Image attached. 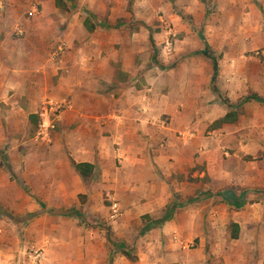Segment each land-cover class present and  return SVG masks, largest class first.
<instances>
[{
    "label": "crops",
    "instance_id": "1",
    "mask_svg": "<svg viewBox=\"0 0 264 264\" xmlns=\"http://www.w3.org/2000/svg\"><path fill=\"white\" fill-rule=\"evenodd\" d=\"M115 1L119 5L102 7L106 19L88 8L117 26L125 23L126 0ZM29 2L40 7L28 10L24 37L14 39L10 21ZM80 18V27L68 30L60 60L57 0H0V104L30 116L48 102L64 105L56 124L73 183L60 195L85 192L74 162L95 164L91 191H113L125 212L136 215L141 236L126 240L135 242L136 259L115 253L112 264H264V161L246 166L235 157L217 163L194 157L202 149L191 137L203 141L189 131L186 90L177 91L189 80L184 70L192 63L170 64L171 46L145 25L96 22L90 32ZM236 148L238 156L257 151L240 142Z\"/></svg>",
    "mask_w": 264,
    "mask_h": 264
},
{
    "label": "rangeland",
    "instance_id": "2",
    "mask_svg": "<svg viewBox=\"0 0 264 264\" xmlns=\"http://www.w3.org/2000/svg\"><path fill=\"white\" fill-rule=\"evenodd\" d=\"M112 2L119 5L115 0H78L60 7V60L68 45V30L80 27V17L87 18L89 12L95 15L88 7H96L106 19L102 7L107 4L110 8ZM177 2L126 0L121 21L129 25L125 28L141 24L161 33L160 41L171 46L168 55H174L170 64L192 63L184 70L189 80L182 81L177 91L182 94L186 90L184 98L193 118L189 131L201 135L203 141L201 144L200 139L191 137L193 146L199 143L202 149L194 157L203 156L213 163L235 157L246 166L261 163L264 104L250 101L238 110L229 109L212 88V60L199 52L207 46L219 59L217 87L232 103L253 94L264 98V0ZM29 4L21 6L20 16L14 13L10 21L14 25L10 27L14 39L24 37L20 32L25 33L31 18L28 10L40 7ZM161 54L156 57L163 60ZM6 106L1 102L0 264H36L37 256V264H112L115 253L126 250L134 257L135 242L126 245V240L131 241L136 235V215L125 212L113 191H91L95 180L84 183L85 192L79 198L69 193L60 195L61 188H72V173L68 161L61 157L59 127L55 123V128H48V121L44 122L40 115L44 106L33 118ZM232 110L238 119L215 133L212 124ZM220 111L224 112L223 117ZM210 121L212 124L205 127ZM179 137L182 138L180 134ZM239 142L248 151L257 150L256 155L238 156ZM115 202L120 203L121 211L117 219H112L111 207Z\"/></svg>",
    "mask_w": 264,
    "mask_h": 264
},
{
    "label": "trees",
    "instance_id": "3",
    "mask_svg": "<svg viewBox=\"0 0 264 264\" xmlns=\"http://www.w3.org/2000/svg\"><path fill=\"white\" fill-rule=\"evenodd\" d=\"M78 0H57V6L58 7H67V5L70 4H75ZM90 13V12H89ZM88 13V17L84 21V26L86 29L90 32H93L96 29V22L99 24H104L105 26H108L109 28H118V27H129L126 23H121L118 24L117 26H112L108 21H101L99 18L95 17L92 14ZM94 21V22H93ZM151 31V29H150ZM152 44L154 45L153 39L151 40ZM201 55H204L212 60V68H213V75L211 79V84L214 92L218 94V96L223 100L224 104L229 108V109H235L238 110L240 107H242L245 103H248L250 101H255L261 104H264V98L257 95L253 94L250 96H246L243 99H241L237 104H234L230 101V99L225 98L219 88L217 87V81L219 77V59L216 57V55L210 50L209 47L206 46V48L202 51L199 52ZM155 57V56H154ZM156 57L154 58V60ZM35 117V115H31L30 118ZM238 119V115L235 111H230L228 112L222 119L217 120L214 124H212L211 128L216 129L219 127H222L224 124L228 123H233ZM74 168L76 171L82 176L85 182H87L89 179L94 177L95 169L96 166L95 164L91 163H73ZM81 197V196H80ZM165 219L158 220L154 222L155 226L161 225L164 223ZM234 227V233L232 234V237L234 239H237L239 237V226L237 224H233ZM144 231H147L145 229ZM124 254L126 257H128L130 260L134 261L136 258L131 256V253L126 250L124 251Z\"/></svg>",
    "mask_w": 264,
    "mask_h": 264
},
{
    "label": "built area",
    "instance_id": "4",
    "mask_svg": "<svg viewBox=\"0 0 264 264\" xmlns=\"http://www.w3.org/2000/svg\"><path fill=\"white\" fill-rule=\"evenodd\" d=\"M64 110V105L48 102L41 112V117L44 118V122L48 121V128H55V123L59 115H61L62 111ZM120 207L117 202L113 203L111 207V218L117 219L120 216ZM39 256L36 257L35 263L37 264V259Z\"/></svg>",
    "mask_w": 264,
    "mask_h": 264
}]
</instances>
